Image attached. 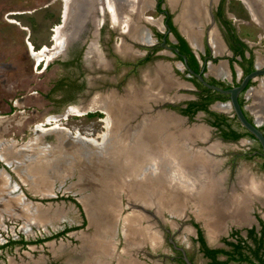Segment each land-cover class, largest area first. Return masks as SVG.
<instances>
[{
    "label": "flooded vegetation",
    "instance_id": "1",
    "mask_svg": "<svg viewBox=\"0 0 264 264\" xmlns=\"http://www.w3.org/2000/svg\"><path fill=\"white\" fill-rule=\"evenodd\" d=\"M71 1L72 4L75 3L76 10L81 11V13L89 12L87 9L91 10L92 15L90 22L88 21L89 24L86 23L87 25L84 24L82 28L76 29L66 23L68 17L65 22L59 25L61 38L58 41L53 40L46 44L44 42L37 46L28 39L29 32L23 30L25 26L19 24L13 17L7 16V13L15 12L16 10H4V19L0 16V22L4 21L0 25V111L1 108L5 110L4 112L7 117L13 115L15 112L22 111L26 115L25 117H28L26 121H20L23 126V135L20 137L24 139L18 142L17 138H15L16 142L11 141L8 143L4 155H6L5 158H8L10 163L4 161L0 156V169L15 181L19 177L16 171L21 173L24 170L28 172L41 171L39 172L40 175L34 177L36 178L34 182L32 179L33 183L28 179V185L20 183L18 188L25 198L37 200L41 205L62 202L77 209L76 211H68L71 215L75 214L76 216L72 215L70 218L62 217L60 221H62L61 224L63 225L57 229L47 228V225L51 227V223L44 224L41 229L47 228L48 231L40 235L51 234L63 229L65 226H75L65 230L62 235L54 237V239L63 238L68 236V232L70 231V240H72L70 242L72 243L69 244L75 246H77L78 242L73 235L79 234L77 229L82 228L87 220L83 205L91 207L99 200L102 202L110 200L113 198V190H122L119 199L123 205H139L145 200L158 201V193L161 190L160 186L162 185L163 188L168 187L171 194L186 206L182 217L175 219L179 222V226L174 229L170 227L169 220L160 217L161 214L168 217L166 211L163 210L164 213L155 214V225L162 229L163 240L161 246L164 248L169 247L174 252L171 259L172 262L162 258L164 257L163 255H159L161 264H181L178 260L181 257L179 253L181 251L178 248L182 247L188 251V246L193 243L194 251L199 253L200 258L204 260L205 264H208L206 262L207 258L199 250L198 241L195 239L196 227L193 225V222H197L207 245L223 246L222 237L226 236L230 238L229 234L233 228H239L240 233L244 234V227L251 225H254L256 228L258 227L256 216L263 217L260 216V211L255 208L256 206L251 205L250 208L246 206L245 212L250 216L249 221L247 219L243 224H237V222L228 218L225 219L219 226L220 232L217 234V241L221 244L211 245L207 241L210 239L206 236L202 221L196 218L198 212H203V202L200 203V206L198 204L197 209L199 208V211L197 212L195 209L194 211L191 210L192 207L190 205V196L194 193L190 189V174L193 175L196 168H198L194 163L196 155H189L184 161L181 159L186 155H153V161L151 159V161L146 160L139 163L137 170L134 171L137 174H148L149 177L154 176V179H151L154 181L153 183H148V179L142 180L144 183L138 182L136 179L127 180V182L125 179H122V181L120 179L119 181L124 183H117L116 180L112 181L110 178L109 173H113L115 170L114 163L111 162V158L115 159L114 155H140L142 146L145 148L144 133L146 132L143 131H145L147 126L141 125L146 119L145 115L143 118L141 115H136L133 131L129 127L130 120H122L126 126L125 128H128L126 139H123L124 141H122V135L125 134V131L122 128L117 129L118 131L106 140L101 136L98 138L97 135L94 138L93 136L86 137L74 134L72 136L74 140H72L71 137L57 134L55 128L59 125L44 119L61 111L65 112L74 105L86 112H89L88 109L91 108L96 110L100 109V107H106L108 111L110 110L114 114L125 110L126 106L129 108L130 96L125 87L126 77L128 76L126 73L124 75L121 74L123 79L116 81L120 73L114 75L113 68L116 64L114 59L119 58V63H121V65H118L119 69L121 67L125 68V66H130L131 53H137L139 57L132 63L137 68L142 64L143 66L149 64L152 68H157L158 65H165L166 69L175 77V81H183L186 85L180 87L183 90L179 87L172 88L165 98H161L159 102L157 99L154 105L149 103L151 109L147 113L150 115L156 113L159 116L158 118H164L163 121L157 119L150 125V128H152L151 132H154L160 143L163 142L164 138H167L166 135L170 134L166 130L168 125H173L176 122L182 126L186 125L188 128L189 123H200L215 132L220 142H246L245 146H247V150L239 151L238 153H242L245 158L257 155L264 161L260 154V144L256 138L245 135L235 139L224 138L219 134V130L214 125H211L204 119L206 113L203 110L196 109L192 114H190V111L182 112L180 110L187 106L188 100L196 97L197 88L189 78L193 73L189 72L184 65L182 58L185 55L179 52L176 46L178 39L171 28L173 26L174 30L183 37L198 63H204L205 68L203 71L201 67L198 71L193 72H199L207 81V77L212 76L228 82L234 80L237 83L241 76L245 74L242 73V68L237 62V60H242L240 50L243 51L245 57L251 54L252 68L249 71L254 68L264 67V0H238L246 10L247 17L242 15L235 16L236 14L228 9L229 0H159V2L158 0H153L152 8L157 12L158 18L153 22L150 21V23L145 16H138L140 17L141 26L134 25L133 27H130V22L128 23L130 19L126 15L125 7L124 9L116 7L117 0ZM84 1L88 3L87 9L85 6L82 7ZM134 1L136 5L135 9L138 13L145 6V0ZM109 6H111L112 10ZM251 11L254 17L250 16ZM167 17L170 19L171 25L167 23ZM63 20L64 18H61V21ZM68 21H70V18ZM248 23H254V25L258 26L255 38L239 33L240 24L247 25ZM142 25L144 26L142 27ZM130 31H132L133 36ZM52 37V34H50V38ZM134 47L135 52L132 51ZM234 47L237 49H233ZM260 48L263 49L262 52H260ZM214 57L216 58L213 59ZM176 61L180 62L181 68L178 67ZM185 63L187 64L186 57ZM219 64H222L225 70L223 77L216 76L213 73V67H217ZM59 78H64L65 82H58ZM72 79H74L73 84L75 85L76 83L77 85L75 87L73 85L74 91L71 92L73 99L65 100L63 104L59 105V101L63 100H57V98L72 89V84L70 83ZM262 79H264V71L250 78L248 80L250 82L247 81L248 84L246 83L237 95V98L239 96L243 100L241 107L243 112L244 110L246 111L247 115L244 113L245 116H250L249 120L256 122L258 126L264 123V119L258 122L254 118L253 113L248 109V107L251 108V100L249 97L247 99L244 93L250 85H253L255 89L253 92H255L258 81ZM174 80H169V82L172 83ZM141 81L140 79L139 82ZM94 94L98 96L94 99L93 103L92 98ZM118 96L121 97L120 100L119 98L117 99ZM218 101L225 102L228 101V98L226 100L215 99L208 104V107L217 112H223L228 116L234 115L230 105L229 109L226 107H216L215 102ZM143 113L146 114V112ZM195 117L197 120H194ZM139 120L141 123L139 124L140 130L136 133L134 131L135 127H138L137 123H139ZM42 121L47 123L43 127L50 129L48 130L49 133H45L44 135L37 133L38 135L35 136L36 129L39 128L37 124H40ZM109 128L110 131L114 129L112 125ZM173 130L176 131L175 129ZM184 133L188 142H190L192 140L190 131L187 129ZM197 133V137L204 139V132ZM0 136L4 137L3 133ZM34 137H37L38 141ZM207 138L205 137V140ZM110 139L112 140L110 141ZM132 141L136 146H130ZM192 141L197 142L196 139ZM1 144L2 142H0V147ZM137 144H139L138 147ZM183 145V149L187 150L188 146L186 144ZM103 146L104 148H102ZM204 154L211 155L209 153ZM0 155H2V151H0ZM190 158L193 159V164L190 163ZM124 159H115L116 166L120 169H124L126 163ZM241 163L239 160L230 162L228 172H230L231 167V176L223 170V172L219 171L217 173L216 169H212L208 174L205 172L201 176H208L211 179L212 175L215 176L217 173V182H212V187L221 190L220 187L222 186L225 192L223 196L227 198L228 195H232V192H236L237 188L241 189L240 186L242 187L245 177L248 178L247 181L249 180L251 174L248 170L245 173L246 170H243L244 168L241 166ZM22 165L23 168L21 169ZM197 171L200 172L199 169ZM180 174L188 176V178L179 180ZM157 176H159L158 179ZM220 177L222 181L219 179ZM176 179L178 183L181 181L182 183L180 184L186 185L185 187L188 190H178L180 192H176L173 188L176 186ZM203 180L206 182L207 178L204 177ZM125 183L126 186L124 185ZM41 186L43 187L42 191L45 190L47 192L40 191V196L38 193H33L36 192L34 190L39 191L38 188ZM150 187L155 188L156 192L148 191ZM53 189L58 190V192L51 193L50 191ZM35 194L37 195L35 196ZM239 204L241 202H238ZM149 210H152V208ZM59 216H62L61 213ZM56 217L57 214L55 213V217L53 218L56 219ZM74 219H78V222H75ZM187 224L189 228H186ZM227 224L229 226H226ZM190 227L192 229L191 233ZM164 228H168L167 231H164ZM49 239L52 238L45 239L44 241ZM184 239H187L188 242H184ZM162 247L158 248L156 254H161Z\"/></svg>",
    "mask_w": 264,
    "mask_h": 264
},
{
    "label": "rangeland",
    "instance_id": "2",
    "mask_svg": "<svg viewBox=\"0 0 264 264\" xmlns=\"http://www.w3.org/2000/svg\"><path fill=\"white\" fill-rule=\"evenodd\" d=\"M69 3H70V6H68L69 9H66L65 5L66 4L68 5ZM240 5L241 3L238 0H229L228 9L234 14H236L235 16L242 15L244 17L245 16L247 17L248 14L246 10L243 8L242 5L241 7H239ZM75 6H76L75 3L72 4L71 0H0V16L2 17V19H4L3 18V14L5 12L4 10H7V9L16 10L15 12L12 11L11 13H7V16L13 17L16 21H18L19 24L24 25L25 27L23 30L26 32H29L28 39L32 43H35V46H37L38 44L44 43V42L46 44L53 40L58 41L61 38L59 25L60 23L65 22V20L68 17L70 18V21H68L69 19L68 18L66 23L76 29L82 28L84 24L86 23L89 24L92 12L90 9H87L88 7L87 1H84V5L82 6V7L85 6L86 9L89 11L87 13H81V11L76 10ZM152 6H153V0H145V6H143L142 9L139 10V12L137 13L135 9L136 5H135L134 0H117L116 1L117 8L120 7L121 9H124L125 7V11L127 13L126 15H128L130 19L128 21V23L130 22L129 24L130 27H133L134 25L136 26L140 25L139 19L141 16L142 17L145 16V18L148 19V22L155 21L158 17H157V12L152 8ZM109 7L111 8V6ZM65 10H67V12ZM61 18H64V20L61 21ZM2 22H0V25ZM143 26L144 25H142V27ZM253 26L254 27H251L245 24H240L239 33L246 34L247 36L251 38H255V32L256 30H258V26L256 25H253ZM130 32H131V35L133 36L132 31ZM50 34H52L53 36L52 38H50ZM132 49H133L132 51H134L135 47ZM262 51L263 49L260 48V52ZM138 55L139 54L137 53L136 54L131 53L130 66L128 67L125 66V68L121 67L120 69L118 68V65H121V63H119L120 62L119 58L114 59V62L116 63V64L114 63L115 67L113 68V71L115 72L114 75H118V73H120L117 76L116 81L119 79L121 80L123 79L121 74L124 75L126 73V75L128 76L126 77L125 87L127 88L128 95L130 96L129 97L130 104L128 103L129 108L126 106L125 110H121L120 112H116L114 114L110 110L108 111L106 107H102V108L100 107V109H96V110L91 108V109H88L89 112H86L85 110H81L80 108L75 107L74 105L71 109H68L65 112L61 111L57 114L47 116L44 120H49V122L56 123V125H59V126H56L55 128V130H57V134L64 135L65 137L66 136L71 137V138L73 134L78 135V136L83 135L86 137L93 136L94 138H96L95 135H97L98 138L101 136V137H104V139L106 140L108 137H111L112 134L116 133L119 130V128H122L125 131V134L122 135L123 136L122 141H124L123 139H126L128 128H125L126 126L124 125L122 120L124 119L130 120L129 127L132 130L134 127L133 124H134L136 115H141L142 118L145 115L146 116V117L144 116L146 118L145 121H143V123L141 124L140 123L141 119H140L138 121L139 123H137L138 127H135V131H134L137 133L140 130L139 124L147 126L145 131H143V132H146L144 133L145 148H143L142 146L140 155H133V154L114 155L113 157H115L116 160L117 159L120 160V158L124 159L125 157L124 160L130 163V165L126 168L124 167V169H120L119 167L116 166V160L114 158H111V162H113L115 166L114 172L109 173V176L112 179V181L116 180L117 183H124V182H120L119 180L121 179L122 181V179H125V181L127 182V180L136 179L138 180V182L144 183V181H142L144 179H147V178L154 179V176L149 177L148 174L146 175L141 174L140 177L139 175H133L136 172L134 170H137L138 168L137 167L138 164L146 160L151 161V159L153 158V155H186V156L196 155L195 156L196 159L194 163L197 165L198 168H196V171L193 173V175L190 174V188L194 191V193L191 194L192 197L190 196V205L192 207L191 210L194 211L195 209L196 212L199 211L198 210L199 208L197 209L198 204H200V202L203 201V199L206 200V197L202 198V196L205 195L208 197V194H209V196L215 200L214 205H217V206L220 205V207H222V208L215 207L214 209L217 211L219 210L220 212L226 213L232 209L231 208L232 205L234 204L235 201H237V203L243 202L242 204H239L240 206L244 205L245 207L248 206L249 208L251 207V205L256 206L255 208H257L260 211V216L264 218V166H262L261 164L262 158L260 156L253 155L249 158H245L242 153L241 154L238 153L239 151L247 150V146H245L246 142L244 141H242L241 143H239L238 141L220 142L219 139H217L215 132L201 125L200 123L198 124L189 123L188 128L186 125L182 126L180 123H176V122H174L173 125H168L166 130L169 131V132L167 131L168 133L172 134V137H173L172 145L169 144V142H167L168 140L166 141L167 144L160 143L158 138L155 136L154 132L153 131H152L153 133L151 132L152 128H150V125L153 124L154 121H156L157 119L159 121H163L164 118L163 117H162L163 119L158 118L159 116L156 115V113H154L153 115L148 114L147 111L151 109L149 103L154 105L157 99L159 102L161 98L162 99L165 98L167 96V93H169L172 88L174 87L180 88L186 85H185V82L183 81H180V80L175 81L174 80L175 77L173 76L171 72H169L166 69L165 65L164 66L158 65L157 68L156 67L152 68L149 64H146L145 66H143L142 64L141 66H139V68H137V66L135 64L133 65L132 63H134L135 59L139 57ZM176 64L178 65L179 68H181L180 62L176 61ZM156 69L158 70L157 72H156ZM140 79L143 82L142 81L139 82ZM168 79L170 81L171 80H174V81L171 83L169 82ZM178 94H181V93H178ZM97 96L98 95L96 94L93 95V98H92L93 103H94V99H96ZM118 98L120 100L121 97L118 96L117 99ZM106 103L108 104V102ZM215 103H216V107L218 106L221 108L226 107L229 109V104L227 103V101L225 102L218 101ZM4 109L6 108L4 107ZM143 109L145 110L143 111ZM1 111H0V134L3 133L4 137L0 136V142H2L1 147H0L1 149L0 151H2V155L0 156L3 158L4 161L10 163L9 159L5 158L6 157V155H4L5 149L8 147V143H10L11 141L16 142L15 138H17L18 142L24 139L20 137L23 135V126L20 123V121L22 120L26 121L28 117H25L26 115H24L22 111L15 112L13 115H10L9 117H7L6 113L4 112L5 110L1 108ZM143 112H146V114ZM122 115L124 116L122 117ZM16 119L18 120L15 122ZM116 120H118V122H116ZM194 120H197V118L195 117ZM46 124L47 123L44 121L40 122V124H37L39 128L36 129L35 136L38 135L37 133H40L41 135H44L45 133L46 134L49 133L48 130L50 129H47V128L45 129L43 127ZM62 125L66 127H63ZM110 125L114 127L113 129L114 132L110 131V128H109ZM171 128L179 129L182 132V134L186 132L188 129L190 131V136L192 137V140L196 139L197 142L195 141L193 142L192 140L188 142L187 138L185 137L183 138L181 136L182 137L181 140L185 139L184 140L185 143L182 142L181 144H179L180 137L177 136L178 137L177 138L176 135H174V133L171 132L172 131ZM197 132H200V133L204 132L203 134L204 139H202L201 137L200 138L197 137V134H198ZM193 137H196V138H193ZM205 137H208L207 138L208 140L207 139L205 140ZM34 139L38 141L37 137H34ZM72 140L74 139L72 138ZM105 140H102V141H105ZM111 140L112 139H110V141ZM176 140H178V143L176 142ZM183 144H186L188 146L187 150L183 149V146H184ZM130 146L131 147L136 146V144L133 143L132 141ZM138 146L139 144H137V147ZM102 148H104V146ZM204 153H209L211 155H206ZM104 158L106 159L105 156ZM192 160L193 159L190 158L191 164H193ZM238 160L242 162L241 166L244 168L243 169L244 171L246 170L245 173L248 170L251 175L249 176L248 181H247L248 178L245 177V179L242 182V187L240 186L241 189L237 188L236 192H232V195H228L227 198H224L223 193L225 192L223 191L222 186L220 187L221 190H219L218 188L212 187V182L213 183L217 182V176H218L217 173L222 170L226 171L231 176V172H232L231 167H230V172H228L230 162L231 161L235 162ZM18 163L20 162L18 161ZM191 164H190V168H191ZM192 166L195 167L194 165ZM22 168H23V165L21 169ZM197 169H199L200 172H198ZM212 169H216V172H217L215 176L212 175L213 178L211 177L210 179L208 178V176H201V175H204L203 173L205 172H207L208 174V172H210ZM39 172L41 171L37 170L35 172H28L24 170L22 171L23 173L22 174L21 172L16 171V174L19 177H17L18 180L15 181L12 178L8 177L7 174L4 173L0 169V197H1L0 199V242L4 241L7 236H16L18 232L22 233L26 237H30V236L36 237V236H40L41 234L45 233V231H48L47 228L57 229L63 225L61 224L62 221H60L59 218H56V219L52 218V222L50 225L51 227H49L47 223H43L42 209H41V206H40L41 204L39 203V201L37 200L34 201L32 199L29 200L25 198L21 190L18 188L20 183L24 185H28L27 183L28 179L31 181V183H33L34 180L36 179L34 177H36L37 175H40ZM179 177H180L179 180L188 178V176H184L182 174H180ZM204 177L207 178L206 182L203 180ZM158 178L159 176H157V179ZM32 179H33V182H32ZM219 179L222 181L221 177ZM150 182L153 183L154 181L151 180ZM176 183H178V180ZM179 183H182V182L179 181ZM203 184H206L207 190L202 191L204 187ZM124 185L126 186V183ZM208 188H211L210 192ZM38 189L39 191L34 190L36 192H33V193H38L40 196L41 194L40 191H42L43 187L41 186ZM42 192L45 193L47 191L44 190ZM50 192L56 193L58 192V190L53 189ZM36 195L37 194H35V196ZM159 196L160 194L158 193V198ZM199 196H201V198ZM31 205L35 206L33 207L35 212L31 213L33 214V217L31 218V220H27L28 219L27 218V207H30ZM207 207L208 205H206V208ZM68 211H70L69 208H65L62 213V210L57 208L53 212L57 214V217L59 216L60 213L65 218H68V217L70 218L72 217V215L76 216L75 214L71 215ZM17 212L19 213V216H16ZM44 224L47 225V228L41 229ZM237 224H243V223H237ZM226 226H229V224H227ZM191 231L192 229L190 227V233ZM219 232H220L219 229L216 230L212 227V225L209 226V231L207 233L205 232L208 239H210V240H207L209 244L211 245L221 244V243H218L217 241V238H218L217 234ZM69 239L68 238L67 240L66 239L59 240V238L54 239L53 240L55 244L54 247L56 248L62 245L61 249H64V247H66L64 243H68V242L72 243L70 242L72 240H69ZM184 242H186L185 239H184ZM193 245L194 243L188 246V252L190 253V256L194 264H205L203 262L204 260L200 258L199 253L194 251ZM0 251H1L0 252L1 253L0 264H49V262H52L54 264L61 263V260L59 259L60 257H56V256L51 257L49 255V252L45 249V245L43 242L29 243L24 247L14 246L11 250L2 249ZM219 257H223V255L219 254ZM228 264H247V263L245 261L230 260Z\"/></svg>",
    "mask_w": 264,
    "mask_h": 264
},
{
    "label": "crops",
    "instance_id": "3",
    "mask_svg": "<svg viewBox=\"0 0 264 264\" xmlns=\"http://www.w3.org/2000/svg\"><path fill=\"white\" fill-rule=\"evenodd\" d=\"M250 16L254 17L252 11ZM247 25L252 27L254 23H248ZM213 69V73H215L216 76L219 75L223 77L225 75V70L222 64L213 67ZM254 90L253 85H250L244 95L247 99L248 97L250 98L251 108L248 107V109L259 122L264 119V79L258 81L257 89L253 92ZM203 185L204 187L202 191L207 190L206 184ZM185 186L186 185L176 183V186L173 188L176 192L187 191L188 189H186ZM160 189V196L158 198L159 202L145 200L139 205H123L119 199L122 190H113L112 199L106 201L103 200L104 202L99 200L91 207L83 205L87 220L82 228L77 229L79 234L73 235V237L77 239V246L69 245L68 242L64 243L66 246L64 249H61L62 245L55 248L53 241L54 238H52L43 242L45 249L49 252L51 257H60L61 264H161L159 255H163L164 257L162 258L172 262L171 259L173 258L174 252L171 251L169 247L164 248L161 246L163 240L162 229L155 225L154 217L156 213L161 214L166 211L168 217H165L162 214L160 217L169 220L170 227H173L174 229L179 226V222L175 219L182 217L186 205L182 203V201H178L177 197L175 198V196L171 194L168 187L163 188L161 185ZM208 189L210 192L211 188ZM148 191L156 192V189L150 187ZM199 197L201 198V196ZM205 197L207 200L204 201L206 204L202 206L203 212H198L196 218L202 221V225L206 224L204 226L206 227V233L209 231L210 225L218 230L221 223L227 218L237 223H245V220L247 219L249 221L250 215L244 211L246 207L244 205H238L237 201L234 202L230 211L219 213V210L216 211L214 209L217 206L214 205L215 200L211 198L209 194L208 197ZM206 205H208L207 208L209 209L206 210L207 212L204 209ZM40 206L42 209L43 223L52 222V218L55 217V212L53 211L57 208L61 209L62 213L65 208H69L70 211L77 210L75 207L66 205L62 202L54 204L48 203ZM33 207L35 206L31 205L30 207H27V220H31L33 217V214H31L35 212ZM217 207H220V205ZM150 208H152V210H149ZM16 216H19L18 212ZM171 216L172 218H170ZM62 217L63 216H58L56 218H59L60 220ZM77 220L78 219H74L75 222H78ZM186 228H189L188 224L186 225ZM167 229L168 228H164V231H167ZM70 235L71 233L69 231L68 236L63 238L59 237V240H67ZM159 247L163 248L161 254H156ZM184 251L190 258V253L186 249ZM49 263L54 264L52 262Z\"/></svg>",
    "mask_w": 264,
    "mask_h": 264
},
{
    "label": "trees",
    "instance_id": "4",
    "mask_svg": "<svg viewBox=\"0 0 264 264\" xmlns=\"http://www.w3.org/2000/svg\"><path fill=\"white\" fill-rule=\"evenodd\" d=\"M219 8L221 10V6ZM219 13H221V11H219ZM166 21L169 25H171V21L168 17ZM171 28L178 39L176 46L179 52L185 55L188 66L193 71H198L202 67L201 70L203 71L205 68L204 63H198L183 37L180 36L176 30H174L173 26ZM233 49L237 48L234 47ZM240 54L242 56V60H237V62L242 68V73H246L252 68L251 54L250 56L245 57L242 50H240ZM215 58L216 57L213 59ZM189 78L197 88L196 97L187 101V106L180 109L182 112L190 111V114H192L196 109L203 110L206 113V115H204V119L211 125H214L219 130V134L224 138L235 139L243 135L255 138L252 133L239 124V122L235 119V115L228 116L223 112H217L208 107V104L215 99L226 100L228 98L227 93L219 92L203 85L193 74H191ZM67 79L69 78L67 77ZM207 79L209 82L222 87H228L231 84L236 83L234 80L232 82H228L224 79H217L212 76H208ZM60 81L65 82V79L59 78L58 82ZM70 83L72 84V89H68L69 92L67 91L64 93V95L57 98V100H63L59 101V105L63 104L65 100L70 98L73 99L71 92L74 91L73 88L77 85L76 83L75 85L73 84L74 79H72ZM238 101L240 105L243 104V100L239 96ZM244 113L246 114L245 110ZM247 117L250 119V116ZM258 127L264 133V123L260 124ZM261 164L264 166V161H262ZM256 217L258 221L257 228L254 225L244 227V234L240 233L239 228H233L229 234L230 238H227L226 236L222 237V241L224 243L223 246L207 245L202 236L201 229L197 225V222H193V225L196 227L195 239L198 241L199 250L202 252L203 256L207 258L206 262L208 264H228L230 260H233L245 261L247 264H264V219L259 216ZM72 227L75 226H65L63 229L51 234L36 237H25L22 233L18 232L16 236H7L4 241H1L0 250H11L14 246L24 247L29 243H41L45 239L62 235L65 230ZM219 254H222L223 257H219ZM178 260L181 262V264H185L181 257ZM190 260L193 263L191 256Z\"/></svg>",
    "mask_w": 264,
    "mask_h": 264
},
{
    "label": "water",
    "instance_id": "5",
    "mask_svg": "<svg viewBox=\"0 0 264 264\" xmlns=\"http://www.w3.org/2000/svg\"><path fill=\"white\" fill-rule=\"evenodd\" d=\"M182 60L184 62V65L186 66L187 70L189 72L193 73L201 81L202 84H204L205 86H207L209 88L215 89L219 92H223V93L228 94V101L227 102L230 105L233 114L235 115V117L238 120V122L240 123V125H242L250 133H252L254 135V137L258 140V142L260 144V154L264 160V134H263L262 130L258 127V124L256 122L249 120L245 116V114L242 110V107H241V105L238 101V98H237L238 92L244 87V85L247 83V81L250 78H252L253 76L257 75L258 73L263 72L264 67L254 68L253 70L242 75L236 84L230 85L228 87H222V86H219L217 84L208 82L207 80L204 79V77L199 72H193V70L190 67H188L187 64L185 63V57L184 56H183ZM129 165H130V163L126 162L124 167L126 168ZM133 175H139V177H140L141 174H137V172H135ZM205 225L206 224H203V227ZM204 228L206 229V227H204ZM179 249L181 251L180 255H181V258L184 261V263L185 264H193L192 261L190 260V258L187 256L184 249L182 247H179Z\"/></svg>",
    "mask_w": 264,
    "mask_h": 264
},
{
    "label": "bare ground",
    "instance_id": "6",
    "mask_svg": "<svg viewBox=\"0 0 264 264\" xmlns=\"http://www.w3.org/2000/svg\"><path fill=\"white\" fill-rule=\"evenodd\" d=\"M142 1H144V0H142ZM66 2H67V1H66ZM68 6H69V4H68V5H67V4L65 5L66 9L68 8ZM111 10H112V9H111ZM65 11H66V10H65ZM112 13H113V12H112ZM55 41H56V40H55ZM44 49H45V48H44ZM175 130H176V131L173 130L172 133H174V135H176V137H177V136L180 137V142H179V144H181L182 142L185 143V141H184L185 139H184V140H181V138H182V137H183V138H184V137L186 138V134H185V133L182 134V132H181L179 129H178V130L175 129ZM175 132H176V133H175ZM181 136H182V137H181ZM166 137H167V138H166V139L164 138L165 140H163L162 144H163V143H166V141L168 140L167 142H169V144L172 145V144H173V137H172V135H171V134H168V135H166ZM178 137H177V138H178ZM176 142L178 143V140H176ZM166 144H167V143H166ZM190 148H191V147H190ZM190 152H191V151H190ZM29 156H30V155H29ZM188 156H189V155L184 156V158L182 157L181 160L184 161V160L186 159V157L188 158ZM147 179H148L147 182L150 183L149 180H151V179H150V178H147ZM152 181H153V180H152ZM155 183H156V182H155ZM190 189H191V188H190ZM198 195H199V194H198ZM206 200H207V199H206ZM204 201H205V200L203 199V201H201L200 203L203 202V204H206V203H204ZM213 203H214V202H213ZM241 204H242V203H241ZM210 205H211V202H210ZM199 206H200V204H199ZM218 206H219V205H218ZM211 207H212V206H211ZM216 207H217V206H216ZM205 208H206V206H205ZM209 208H210V207H209ZM218 208H220V207H218ZM221 208H222V207H221ZM210 209H211V208H210ZM207 210H208V209H207ZM205 211H206V210H205ZM216 211H217V210H216ZM222 211H223V210H222ZM210 213H211V212H210ZM212 213H213V212H212ZM216 213H218V212H216ZM216 213H215V214H216ZM219 213H220V211H219ZM213 215H214V214H213ZM215 216H217V215H215ZM212 217H213V216H212ZM210 218H211V217H210ZM214 219H215V218H214ZM214 225H215V224H214ZM210 232H211V231H210Z\"/></svg>",
    "mask_w": 264,
    "mask_h": 264
}]
</instances>
